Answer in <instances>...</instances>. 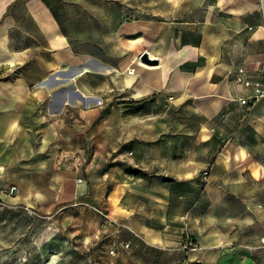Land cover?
<instances>
[{
	"label": "rangeland",
	"instance_id": "rangeland-1",
	"mask_svg": "<svg viewBox=\"0 0 264 264\" xmlns=\"http://www.w3.org/2000/svg\"><path fill=\"white\" fill-rule=\"evenodd\" d=\"M50 2L85 45L74 44L80 56L69 66L28 85L37 98L25 103L37 115L22 116L20 158L0 175V264H194L195 254L227 253L205 240L229 208L208 209L203 188L239 175L244 165L228 157L242 151L227 144L253 140L252 115L223 92L244 57L241 29L264 21V0ZM178 56L182 72L199 71L193 85L143 94ZM257 102L264 111V96ZM255 146L264 164V139ZM259 186L264 200V178Z\"/></svg>",
	"mask_w": 264,
	"mask_h": 264
},
{
	"label": "crops",
	"instance_id": "crops-1",
	"mask_svg": "<svg viewBox=\"0 0 264 264\" xmlns=\"http://www.w3.org/2000/svg\"><path fill=\"white\" fill-rule=\"evenodd\" d=\"M254 10L248 8L246 14ZM263 25L264 21L244 23L241 29L246 36L244 57L234 69L244 66L254 71L264 60ZM251 27L258 28L248 32ZM80 43L85 45L84 34L81 42L77 38L75 43L62 14L55 11L50 0H0V175L5 173L7 163H15V152L20 158V144L16 150L15 142L23 130L22 116L37 115V109L27 107L25 103L26 100L37 98L33 91L28 90V85L43 83L55 69L69 66L80 56L79 48L73 47ZM180 59L178 56L167 63L153 81L148 79L150 89L142 93L149 94L160 89L167 93H180L193 85L199 77V71L182 72L179 68ZM228 75L233 79L230 71ZM171 77L176 82L172 86L169 85ZM211 77L212 74L206 72L205 89L208 95L214 96L215 82L211 81ZM190 93L198 96L203 92ZM223 93L226 98L233 100L243 96L245 91L230 80ZM257 103L243 107L249 112L247 115H252L247 119V128L253 133V140L243 139L236 144H227L230 148L241 149L242 153L231 151L228 158L231 163L244 165L243 170L239 175H223L218 184H206L203 188L208 209L229 208L230 213L221 217V226L212 225L205 240L216 247L222 245L227 253H198L188 258L191 263L264 264V246L260 244V238L264 236V200L261 198L263 190L259 186L260 180L264 178V164L255 158L254 152L256 142L264 139V111ZM7 140L10 141L8 145ZM7 147H13V159L6 156ZM173 176L177 180H191L197 175ZM212 178L213 175L210 176ZM163 188L166 190L164 195H169L172 191L171 182L164 183ZM159 242H162V237H159Z\"/></svg>",
	"mask_w": 264,
	"mask_h": 264
},
{
	"label": "built area",
	"instance_id": "built-area-1",
	"mask_svg": "<svg viewBox=\"0 0 264 264\" xmlns=\"http://www.w3.org/2000/svg\"><path fill=\"white\" fill-rule=\"evenodd\" d=\"M264 64V61L262 62ZM260 65V63L258 64ZM132 70L128 71V74H131ZM258 69L254 71H249L244 66L236 68L233 74V81L240 85L245 91L244 95L236 98L235 100L241 106H251L255 104L262 96H264V88L262 83H259L255 80L256 72L258 73ZM261 246H264V236L260 238ZM128 243H125L127 246Z\"/></svg>",
	"mask_w": 264,
	"mask_h": 264
},
{
	"label": "bare ground",
	"instance_id": "bare-ground-1",
	"mask_svg": "<svg viewBox=\"0 0 264 264\" xmlns=\"http://www.w3.org/2000/svg\"><path fill=\"white\" fill-rule=\"evenodd\" d=\"M127 70H128V71H129V70H132L130 75L134 74V70H133V69H129V68H128ZM3 170H4V168H3ZM0 174H2L1 171H0Z\"/></svg>",
	"mask_w": 264,
	"mask_h": 264
},
{
	"label": "water",
	"instance_id": "water-1",
	"mask_svg": "<svg viewBox=\"0 0 264 264\" xmlns=\"http://www.w3.org/2000/svg\"><path fill=\"white\" fill-rule=\"evenodd\" d=\"M146 57V56H145ZM147 59V58H146ZM148 60H154V63L156 62V59H150V58H148Z\"/></svg>",
	"mask_w": 264,
	"mask_h": 264
}]
</instances>
